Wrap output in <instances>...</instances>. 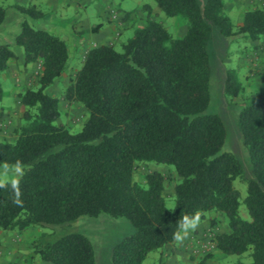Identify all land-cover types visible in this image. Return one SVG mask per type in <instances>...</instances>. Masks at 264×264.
<instances>
[{
  "label": "trees",
  "instance_id": "16d2710c",
  "mask_svg": "<svg viewBox=\"0 0 264 264\" xmlns=\"http://www.w3.org/2000/svg\"><path fill=\"white\" fill-rule=\"evenodd\" d=\"M155 1L165 15L185 18V33L173 36L148 11L145 24L134 28L120 51L110 44L92 46L64 90L66 100L87 112L78 131L58 122L60 99L46 91L68 67V43L27 19L21 22L14 45L23 49L25 65L39 62L41 68L37 85L18 94L23 113L16 139L0 141V163L21 167L17 177L0 184V229L22 233L101 214L125 218L132 231L113 245L112 264H143L151 251L176 241L178 221L185 215L202 218L213 211L228 226L213 235L215 248L224 254L250 253L251 261L232 264H264V95L240 103L238 115L252 162L244 198L250 219L239 215L240 192L233 183L242 177L243 166L233 152L223 150L225 123L219 114L205 113L215 30L226 38L258 40L264 36V8L245 11L235 25L225 0ZM12 6L27 17L43 15L35 4ZM5 17L0 4V25ZM16 56L9 43H1L0 72ZM224 87L238 103L244 87L235 68L226 69ZM4 95L0 82V100ZM141 162L174 168L173 208L165 204L162 172L143 173L145 183L135 179ZM215 224L211 217V229ZM44 236L31 242L27 264L35 258L95 264L87 235L72 232L54 241Z\"/></svg>",
  "mask_w": 264,
  "mask_h": 264
},
{
  "label": "rangeland",
  "instance_id": "374dc122",
  "mask_svg": "<svg viewBox=\"0 0 264 264\" xmlns=\"http://www.w3.org/2000/svg\"><path fill=\"white\" fill-rule=\"evenodd\" d=\"M248 1L225 0V5L228 6V10L227 8L226 10L235 25L241 22L243 14L250 8L258 7L259 5L264 8L263 4L257 3V0H253L256 2L252 3ZM85 2L86 3L82 4L81 7L70 5V7H66V9L61 5L60 7L51 8L45 4L41 6V8L38 7L43 13L41 18L34 19L25 16L12 6L16 3L29 5L32 4L31 0H0V4L6 7V17L4 22L0 25V44L9 43L16 54L18 49V51H23L20 46L14 45V38L20 31L21 22L27 19L33 27L41 28L47 30L51 34L58 35L70 45L67 69L61 77L57 78L53 84L46 89V91L60 99L61 116L58 122L64 123L72 131L80 130L83 122L87 118V112L83 106L76 102H70L64 98V90L69 83V79L75 75L76 71L83 64L81 53L83 46L80 45L78 48L75 46L79 37L83 35L84 43L86 42V44H88L93 38L92 26L99 23H103L107 26L113 23L111 21H115V23L119 21L118 23L121 24L114 28V35L111 36V41H108V44L113 45L115 49L120 51L122 49V44L132 35L134 28L138 26L141 20L147 18L143 17V11L147 13L149 11L151 16L162 22L175 37L183 36L186 30V20L184 17L181 15L172 17L165 15V13L159 9L155 0H85ZM107 14L110 15V19ZM132 16L135 18L133 19ZM131 20L133 21L129 24ZM76 25L78 27L83 25L84 28H86L75 37L77 33L75 30L77 27ZM214 37L210 46L213 59V73L210 89L211 100L205 113H217L222 117L225 123L227 138L223 150L233 152L243 166L242 177L235 179L233 183L234 187L240 192L239 215L244 219H250L244 204V198L247 194V179L252 176V162L247 149L242 144L238 115L243 105H240V103L252 97H256L259 94L264 95V36L254 42L243 35H237L231 38L222 37L215 30ZM11 61L12 70H9L10 66L8 64V68L0 72V82L2 88L5 90V95L0 100V105L5 104L3 111L0 112V132H2V134H0L5 137L11 136V134L13 136L15 128L20 125L22 120L23 112L20 103H18V94L28 87H35L37 85V77L41 68L39 62H35V64L28 63L27 65L29 68L35 65L34 69L28 72V68L23 67L18 56ZM228 67L235 68L238 71L239 78L244 87L242 94L237 99L239 104L232 103L230 98L225 95L224 76ZM13 87L17 91L15 92V100L11 97V94L8 95V91ZM152 170H158L163 173L165 177V204L168 208H173L175 206L173 187L176 179L174 168L164 164L141 162L137 166L134 177L141 183H145L142 174ZM20 172L21 167L19 166H9L0 163V184L14 179ZM206 216L216 218L215 227L221 228L225 226V224L227 225L226 218L219 213L212 211L207 213ZM131 231L132 226L125 218H115L108 214H101L98 217L85 216L63 225L32 227L22 233L0 229V247L5 244L14 245L20 243L24 248L25 243L31 244V241L42 233L45 234V241H54L66 234L81 232L87 235L93 243L95 264H112L111 252L113 245ZM214 234L215 233L207 228L197 237L196 234L193 235L197 245V251L193 252V264H232L237 261H251L249 252L244 254H224L222 256H216L213 259L207 257L208 254H213L215 249H209V245L203 247V243L201 242L213 243L212 237ZM16 235H22L23 240H18L19 236ZM205 238H207V241H205ZM18 249L19 250L16 251L17 253H23L25 256L27 255L24 262H20V259L23 258V256L20 257V255H16V259L18 260H12L14 256L7 255V261H9L10 264H27L31 246L29 251L26 249ZM11 252L14 253L13 249ZM169 252L167 246L162 250L151 251L143 261V264H167L166 261L169 257ZM33 264L49 263L42 262L38 258H35Z\"/></svg>",
  "mask_w": 264,
  "mask_h": 264
},
{
  "label": "crops",
  "instance_id": "0c3cea01",
  "mask_svg": "<svg viewBox=\"0 0 264 264\" xmlns=\"http://www.w3.org/2000/svg\"><path fill=\"white\" fill-rule=\"evenodd\" d=\"M246 1H248V0H246ZM22 2H24V1H22ZM248 2L252 3V2H256V1H253V0L250 1L249 0ZM31 3L35 4L39 8H41V6H44L46 4L47 6H49L51 8H56L58 6L60 7V5H61V6H63L64 9H66V7H70V5H75L77 7H81L82 4H84L86 2H85V0H31ZM257 3L258 4H263V6H264V0H261V1L257 0ZM258 7L259 8H263V7H261V5H259ZM226 8L228 10V6L227 5H226ZM254 8H257V6L254 7ZM254 8H250V9H254ZM142 15H143V17L146 18L147 17V12L143 11ZM107 16L110 19V15L107 14ZM132 18L134 19L135 17L132 16ZM132 21L133 20L129 21V24L132 23ZM111 22H113V23L109 24L107 26L104 25L103 23L95 24L94 26H92L93 38H92L91 41L89 40L90 42L88 44H86V42L84 43L83 35L81 37H79V39L76 42L75 46L77 48L80 45L83 46V47L81 46L82 47V49H81L82 61L84 59V54L92 46H94L96 44H100V43L108 44V41H111L110 40L111 36L114 35V28L121 24V23L120 24L118 23L119 21H116L117 23H115V21H111ZM145 22H146V19H143V20H141L139 22L138 25H144ZM123 24L126 25L125 23H123ZM85 28H84L83 25H81L79 27L77 26L75 28V30L77 32L75 34V37L77 35H79L80 32L82 33V31H84ZM255 41H257V40H255ZM68 46H69V51H70V45L68 44ZM18 50H17V54H18L17 56H18L19 61L22 63L23 67L28 68L27 69L28 72L32 71L34 69L35 65L32 68H29L28 65H25L23 51L22 50L18 51ZM11 63H12V61L10 60L9 63H8L9 66H10L9 70H12ZM33 64H35V63H33ZM15 92H17V91H16V89L14 87L11 90L8 91V95L11 94V97H13L14 100L16 99L15 98ZM18 103H20L19 97H18ZM4 107H5V104L4 105L3 104L0 105V112L3 111ZM0 116H1V113H0ZM0 133L2 134V132H0ZM1 134H0V141H2V140L14 141L16 139V134L15 133H13V136L11 134V136H6V137L5 136H1ZM211 217L205 216V217L199 218L198 226L194 230H192L189 233L188 236L184 237L182 240H176L175 241L176 243L174 242V244L167 246L168 251H170L171 247L173 248V250L169 252V257L167 258V261H166L167 264H193V262H194V260H193V258H194L193 252L197 251V245H196V242H195L194 236H193L194 234H196V237H197L198 235H200L207 228H208V230H211L213 233H219V232H224V231L228 230V226L226 224H225V226H223L221 228H218V227L214 226L211 229V226H210V218ZM223 223H224V218H223ZM5 236H6V234H5ZM16 236H19V235H16ZM18 240H23L22 235H20L18 237ZM2 243H4V242H2ZM30 246H31L30 243H25V247L24 248L21 246L20 243H16L14 245H12V244L6 245L5 244L4 246H1L0 247V264H10L9 261H7L8 260L7 259V255H10V256L13 255L14 258L12 260H18V259H16V255H20V257L23 256V258L20 259V262L23 263L24 260H25V257L27 255L25 256V254H23V253L20 254V253H17L16 251L19 250L18 248H20L21 250L22 249H26V250L29 251ZM12 249H13L14 253L11 252ZM222 255H224V253H222L219 249L215 248V250L213 251V254H211V256H210V259H213L216 256H222Z\"/></svg>",
  "mask_w": 264,
  "mask_h": 264
},
{
  "label": "clouds",
  "instance_id": "9594fccd",
  "mask_svg": "<svg viewBox=\"0 0 264 264\" xmlns=\"http://www.w3.org/2000/svg\"><path fill=\"white\" fill-rule=\"evenodd\" d=\"M199 215L188 216L185 215L182 219L178 221L179 231L175 233L177 240H182L184 237L188 236L189 233L198 226Z\"/></svg>",
  "mask_w": 264,
  "mask_h": 264
},
{
  "label": "built area",
  "instance_id": "2783aa9c",
  "mask_svg": "<svg viewBox=\"0 0 264 264\" xmlns=\"http://www.w3.org/2000/svg\"><path fill=\"white\" fill-rule=\"evenodd\" d=\"M205 241H207V238H205ZM201 243H203V245H202L203 247H207L209 245L208 246L209 249L215 248L213 243H205V242H201Z\"/></svg>",
  "mask_w": 264,
  "mask_h": 264
}]
</instances>
